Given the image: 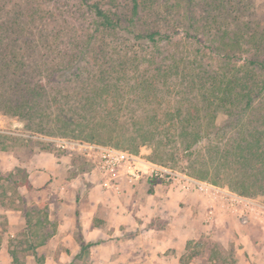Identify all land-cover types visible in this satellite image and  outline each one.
I'll return each mask as SVG.
<instances>
[{
    "label": "trees",
    "instance_id": "16d2710c",
    "mask_svg": "<svg viewBox=\"0 0 264 264\" xmlns=\"http://www.w3.org/2000/svg\"><path fill=\"white\" fill-rule=\"evenodd\" d=\"M78 1L95 14L99 28L122 36V46L117 40L107 58L112 68L106 69L117 71L122 62V93L116 90L119 77L106 78L100 88L79 84L75 94L64 96L57 88L51 96L44 85L22 83L21 78L7 88L23 93L21 98L11 96L13 92L0 94V111L33 121L41 116L59 130L89 126V137L118 139V147L131 130V138L140 142L129 147L137 151L152 144L151 159L156 161H163L172 147L193 151L206 141L218 174L226 168L235 171L237 188L245 182L258 187L264 179V21L246 19L254 0H125L122 13L113 11L118 0ZM85 49L87 56L93 51ZM5 57L0 54L2 81L11 69L21 75L25 65ZM71 66L70 59L54 60L41 64L38 72L58 77L62 68ZM70 76L69 83L77 78ZM132 101L152 107L132 114L134 128L122 126L121 133L109 127L122 117L118 108ZM220 111L228 118L218 124ZM199 154L194 163L206 165ZM94 245L82 240L77 256ZM32 252L37 254L35 246Z\"/></svg>",
    "mask_w": 264,
    "mask_h": 264
},
{
    "label": "rangeland",
    "instance_id": "374dc122",
    "mask_svg": "<svg viewBox=\"0 0 264 264\" xmlns=\"http://www.w3.org/2000/svg\"><path fill=\"white\" fill-rule=\"evenodd\" d=\"M123 3L126 1L118 0V7L113 11L122 13ZM250 6V14H247L246 19H250L252 23L264 21V0H254ZM117 36L99 28L95 14L78 0H0V54L6 55L5 59L16 58L25 64L21 75L13 74L11 69L8 72L11 75L5 76L7 81L0 79V94L13 92L11 96L21 98L23 93L20 91L7 89L9 84L21 78H24L22 83L35 82L44 85L51 96L57 91L56 88L57 92L64 96L68 92L75 94L73 91L77 90L79 84L100 88L103 80H114L116 77H119V88L116 90L121 89L122 93V62L116 67L117 71H106L107 68H112V60L107 58L114 54L116 43L119 42L118 46H122V36ZM88 47H92L96 54L93 51H90L89 56L82 53ZM102 52H107L108 56ZM66 59H70L73 67L62 68L58 77H50L46 70L38 72L39 66L44 62L51 64L54 60L62 62ZM71 74L77 78L69 83ZM60 86L63 87L59 88ZM163 88L166 89V86ZM151 107L148 103L128 102L123 109L121 106L117 110L122 114L119 123H110L108 126L118 127L121 133L122 126L134 128L132 114H141ZM29 118L0 111V264H103L101 248L90 247L81 256H77L81 249L82 233L77 223L81 224L89 201V191L95 188V185L99 184L101 188L97 190H106L110 195L107 200L114 202L113 199L121 200L125 190L124 184L132 183L121 180L120 191L106 189L101 183L102 175L80 151L62 148L57 144L59 140L70 143H96L156 161L151 159L155 154L154 146L144 144L140 145L137 151L131 149V144L140 142L131 138V130L126 133L128 137L121 141L122 145L118 147V139L89 137L86 132L89 126L72 125L70 129L59 130L49 123L42 122L41 116L34 118V121ZM227 118L228 115L220 111L217 123L221 124ZM82 128L85 129L84 132L81 131ZM207 146L208 143L203 141L194 147L193 151L172 147L170 154L164 155L163 161L156 162H166L194 177L237 192L253 200L257 206H264V179L258 181L256 188L247 182L238 184L237 188L234 183L235 171L221 168L218 174ZM198 152L200 154L197 156L201 161H207L206 165L194 163ZM36 163L56 166L55 174L51 177L52 183L48 185L50 191L30 190L29 193L28 190H23L25 186L29 187L28 175L39 166ZM62 183L66 186L63 192ZM78 185L81 189L76 200L75 189ZM201 207L199 210H192V238L189 245V261L192 264H234L238 248H242L248 255L246 242L256 250H263L264 244L262 246L258 240L264 237V212L258 208H248L241 216L220 212L217 221L220 218H232L233 224H228L226 232L224 231L226 240L216 238L213 241L207 239L209 235L206 234L204 226L210 221L207 219V209ZM218 226L220 227L216 230L221 231L222 224L218 223ZM33 246L36 247V255L32 252Z\"/></svg>",
    "mask_w": 264,
    "mask_h": 264
},
{
    "label": "crops",
    "instance_id": "0c3cea01",
    "mask_svg": "<svg viewBox=\"0 0 264 264\" xmlns=\"http://www.w3.org/2000/svg\"><path fill=\"white\" fill-rule=\"evenodd\" d=\"M45 161L48 162L47 159ZM38 165L28 175L29 187L23 189L29 193L30 190H49L52 174H55V165ZM95 188L89 191L84 216L77 226L82 231L81 241L95 242L92 247L101 248L103 264H192L189 261L192 210H199L201 206L204 210L207 208L205 200L198 193L144 179L132 184L125 183L121 200L109 202L108 192L97 190L99 184ZM65 189L62 183L61 192ZM80 189L79 185L75 189L76 200ZM217 217L204 226L209 235L207 239L226 240L227 226H232L233 220L220 218L217 221ZM218 223L222 224L221 231L216 230L220 227ZM258 241L263 246L264 237ZM246 243L248 255L238 248L234 264H264V246L261 251Z\"/></svg>",
    "mask_w": 264,
    "mask_h": 264
},
{
    "label": "built area",
    "instance_id": "2783aa9c",
    "mask_svg": "<svg viewBox=\"0 0 264 264\" xmlns=\"http://www.w3.org/2000/svg\"><path fill=\"white\" fill-rule=\"evenodd\" d=\"M57 145L72 151H80L102 175V186L112 191H120L121 180L131 183L144 179L155 180L198 193L207 204L208 221L214 219L220 212L240 216L248 211V208L250 210L258 208L264 212V206H257L253 200L237 192L194 177L171 165L146 160L125 150L96 143H70L65 140H59Z\"/></svg>",
    "mask_w": 264,
    "mask_h": 264
}]
</instances>
